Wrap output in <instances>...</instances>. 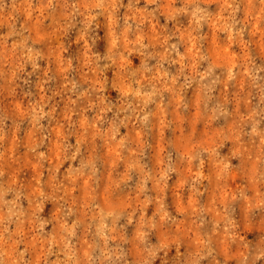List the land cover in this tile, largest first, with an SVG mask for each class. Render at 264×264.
<instances>
[{
  "label": "rangeland",
  "instance_id": "1",
  "mask_svg": "<svg viewBox=\"0 0 264 264\" xmlns=\"http://www.w3.org/2000/svg\"><path fill=\"white\" fill-rule=\"evenodd\" d=\"M0 264H264V0H0Z\"/></svg>",
  "mask_w": 264,
  "mask_h": 264
}]
</instances>
